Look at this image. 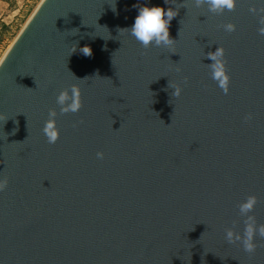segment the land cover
I'll list each match as a JSON object with an SVG mask.
<instances>
[{"label":"water","instance_id":"water-1","mask_svg":"<svg viewBox=\"0 0 264 264\" xmlns=\"http://www.w3.org/2000/svg\"><path fill=\"white\" fill-rule=\"evenodd\" d=\"M139 6L178 10L170 47L118 32ZM251 8L264 0L222 14L193 0L41 1L0 61V264H264L258 235L253 254L225 240L233 222L243 234L250 195L264 224V13ZM217 47L227 94L203 57ZM73 85L82 107L61 115L56 95Z\"/></svg>","mask_w":264,"mask_h":264},{"label":"clouds","instance_id":"clouds-1","mask_svg":"<svg viewBox=\"0 0 264 264\" xmlns=\"http://www.w3.org/2000/svg\"><path fill=\"white\" fill-rule=\"evenodd\" d=\"M193 3L197 7L207 5L208 10L214 14H222L225 10L232 11L235 6V0H193ZM165 4H167V0H165ZM249 11L254 14L264 13V8L259 10L251 8ZM177 14L178 10L173 7H169L165 10L164 8L155 6H139L138 15L135 17L132 26L130 28L119 29L118 32L123 33L126 31L130 33L144 49H148L150 46L170 47L175 40L170 37L169 26L170 22ZM258 23L261 25L258 29V34L264 36V15L259 16ZM222 27L227 32L235 30L234 25L231 24L223 25ZM80 51L88 57L92 54L91 49L87 46L81 48ZM203 57L211 61L210 64L205 65L210 72V78L217 83V86L224 94H227L230 78L227 75L225 64L222 59L223 49L217 47L214 52H208L206 56L204 54ZM184 83H187V78H185ZM180 92L181 89L179 87L174 90V94L177 97L180 95ZM55 103L61 115L77 113L82 107L78 87L73 85L70 89L60 91L56 95ZM56 117V110L49 109L48 119L45 121L44 127L42 128V133L49 144H55L59 138ZM251 119L252 115L248 114L245 117V122ZM77 123H83V121H78ZM75 126L74 124V127ZM96 155L98 159H103V153L98 152ZM6 187L7 180H0V191H4ZM256 204V197L250 195L237 205L238 214L243 218L244 230L242 235L233 231L235 222H233V228L225 229L226 242L228 244L240 243L243 250L248 254H253L256 250V245L253 242L254 237L258 235L260 238L264 239V224L257 225L255 217L251 215Z\"/></svg>","mask_w":264,"mask_h":264},{"label":"rangeland","instance_id":"rangeland-1","mask_svg":"<svg viewBox=\"0 0 264 264\" xmlns=\"http://www.w3.org/2000/svg\"><path fill=\"white\" fill-rule=\"evenodd\" d=\"M42 0H0V61Z\"/></svg>","mask_w":264,"mask_h":264}]
</instances>
